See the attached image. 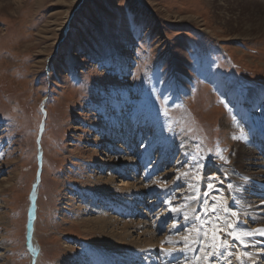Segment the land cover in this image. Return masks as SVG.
Returning a JSON list of instances; mask_svg holds the SVG:
<instances>
[{"label": "rangeland", "instance_id": "rangeland-1", "mask_svg": "<svg viewBox=\"0 0 264 264\" xmlns=\"http://www.w3.org/2000/svg\"><path fill=\"white\" fill-rule=\"evenodd\" d=\"M254 90L264 92V0H0L4 262L30 264L28 228L39 173L40 264L76 262L97 246L108 247V237L85 221L92 218L90 201L99 199L90 193L104 186L101 176H114L113 186L126 178L110 163L112 156L123 158L128 151L135 157V178L147 185L143 193L175 182L178 190L191 188L195 199L217 192L222 178L213 171L204 188L207 167L242 172L235 150L252 136L246 114H264V97L255 109V99H246L244 93ZM244 100L245 115L233 103ZM127 121L134 143L115 135L129 130ZM148 125L153 133L141 130ZM258 154L264 161V147ZM224 192L212 214L228 210ZM148 205H140L148 211L144 217L155 220ZM157 208L166 211L163 200ZM171 229L165 223L158 237Z\"/></svg>", "mask_w": 264, "mask_h": 264}, {"label": "bare ground", "instance_id": "bare-ground-1", "mask_svg": "<svg viewBox=\"0 0 264 264\" xmlns=\"http://www.w3.org/2000/svg\"><path fill=\"white\" fill-rule=\"evenodd\" d=\"M63 30L67 31V25H64ZM244 94L249 103L252 100L251 98L255 99V102L251 103V108L254 109L256 108V103L264 97V92L258 90L245 92ZM245 101L242 104L237 101L233 102L244 115L246 114L244 113L245 110L249 108L248 102ZM246 116V125H250H248V128L245 126V128L251 129L250 134L252 133V136H246L243 141H239L240 144L235 150L239 162V164L235 163V165L242 172L234 175L235 173L226 172L219 165L210 163L204 177V188L207 187L208 174L212 171L221 176L222 184L217 192L214 191L208 197L202 194L201 198L195 199V194H193L191 188L183 186L178 190V187L175 186L176 184L178 185L176 182L167 185L162 183L158 185L156 183L159 187L154 188L155 190L152 193H143L147 189V185H143V182L135 178L137 174H140V167H138V163H135V157H128L130 155L128 151H125L123 158L112 156L110 163L118 173H122L126 178H122L120 184L113 186L115 181L114 176H101L100 179L105 181L104 186L99 192L90 193L93 196L92 198L99 195V199L96 198L90 201V207L87 205L90 208L89 212H91L92 218L88 217L85 221L88 224L92 222L100 235L108 237V247L97 246V249L94 252L91 251L92 253L88 254V256H83L82 254V256L76 258V262L70 261L68 264H264V235L256 232L258 229H264V201H254L252 199L253 195L261 196L264 194V179L262 178L264 177V161L261 160L262 157L258 154V148L264 146V114L261 112L257 113L251 109ZM257 117L260 121L257 120ZM125 125L129 127V130L124 131L123 129H119L115 135H121L119 142L131 143L135 135L131 126L132 124L130 121H127ZM224 126L228 129L229 122ZM251 138L255 139L253 142L254 146L249 145ZM109 143L112 144V140ZM41 158V166H43V157ZM104 162L107 163L108 161L105 159ZM105 163H102L103 170H101L104 174L107 173L104 166ZM148 170L150 171V166ZM250 171H255L251 172V176L254 178L252 183L246 177V172ZM161 177L164 178L165 176ZM128 179H133V182ZM232 179L236 180L237 184L233 182L234 185L229 188V181ZM40 181L41 176L36 182L35 191L32 194L28 229L29 246L32 250L30 254H32L33 264H40L42 252L41 255L38 253L44 249L37 235V200ZM258 185L261 186L260 193L257 192L259 189ZM1 189L4 190L3 181H0ZM223 190L226 192V194L225 192L223 194L225 201L229 205L227 206L228 210H222L218 213V216L216 215L217 213L212 214L211 208L215 207L216 198L218 196L222 197ZM148 194L151 196L145 198L144 196ZM179 194L184 196L180 201L175 199L176 195ZM134 195L135 199L133 198ZM152 198V202L148 201ZM161 199L163 200L162 209L166 208V211L162 212L161 210L157 212V208L154 214V217H157L156 219L154 218L155 220L143 217L148 216V211L144 209L147 212H141L142 206L140 207V205L148 203L149 205L146 207L154 210L157 205H160V202L162 205ZM234 200L235 202L232 203ZM110 209H115L117 215H112ZM233 212L239 216V219H236V215H232ZM134 213H139L143 218H134ZM210 214L211 220L208 221V215ZM125 215L132 217L129 218ZM1 218L0 216V221ZM165 223H170L172 229L167 231V234L162 235V237H158V234L164 229ZM229 224L233 226L238 225L237 231L252 230L254 234L245 237L246 243L241 244L229 235L233 230L231 227H228ZM214 229L218 237L215 241H213ZM197 230H200L199 235ZM186 237L188 238L187 242L185 240ZM224 241L227 242L226 246L213 247V243L222 245ZM3 245L1 240L0 264H7L3 260L4 255H6ZM72 249L70 248L69 250ZM34 256L37 262H34Z\"/></svg>", "mask_w": 264, "mask_h": 264}, {"label": "snow or ice", "instance_id": "snow-or-ice-1", "mask_svg": "<svg viewBox=\"0 0 264 264\" xmlns=\"http://www.w3.org/2000/svg\"><path fill=\"white\" fill-rule=\"evenodd\" d=\"M242 138H243V134H241L240 137H234V139H242ZM220 159H221V160H225V157H223V156L221 155V156H220ZM201 166H202V165H201ZM208 187L211 189L213 186H212L211 184H209ZM231 187H232V185H229V188H231ZM211 210H212L213 212H215V211H216V208L213 206V207L211 208ZM232 215L235 216L236 213L233 212ZM228 227H231V228L233 229L232 232L229 233V235H231V236L233 237V239L239 241L241 244H245V243H246V241H245V237H248V236H251V235L254 234L252 230H248V231H243V230H241V231H237V227H238V225H237V226H233V225H230V224H229ZM199 231H200V230H197L198 235H199ZM256 232H258V233L261 234V235H264V229H258V230H256ZM217 238H218V237H217V235H216V230L214 229V231H213V241H215ZM187 239H188V238L186 237V238H185L186 242H187ZM192 242H195V241H192ZM226 244H227L226 241H224L222 245H216L215 243H213V247L215 248V247H220V246H226Z\"/></svg>", "mask_w": 264, "mask_h": 264}, {"label": "water", "instance_id": "water-1", "mask_svg": "<svg viewBox=\"0 0 264 264\" xmlns=\"http://www.w3.org/2000/svg\"><path fill=\"white\" fill-rule=\"evenodd\" d=\"M42 111H43V113H46V110L44 108H42ZM43 130H44V123H42V125L40 127V133H39L40 136H39L38 141H40V139H41ZM40 165H41V162H40ZM40 176H41V173L38 174L39 178H40Z\"/></svg>", "mask_w": 264, "mask_h": 264}]
</instances>
